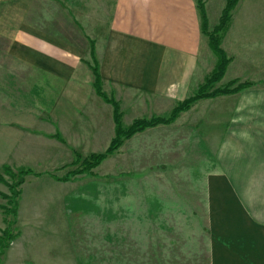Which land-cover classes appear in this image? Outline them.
<instances>
[{
    "label": "crops",
    "instance_id": "crops-1",
    "mask_svg": "<svg viewBox=\"0 0 264 264\" xmlns=\"http://www.w3.org/2000/svg\"><path fill=\"white\" fill-rule=\"evenodd\" d=\"M0 9L3 54L14 62L4 65L9 81L35 95L40 91L52 109L35 122L41 125L38 130L26 131L34 142L28 137L7 142L10 128H0V149L2 144L15 167H27L33 159L52 169L63 167L66 163L56 160L61 148L74 157L107 149L115 131L113 108L95 93L93 67L106 96L135 118L167 117L214 68L205 62L196 0H0ZM249 24L245 16L231 19L222 43L230 63L216 87L233 81L252 86L199 100L173 123L125 141L156 134L149 141L159 168L188 178L180 183L201 185L203 204L183 210L209 221L231 217L225 220L227 229L209 224L210 264H264L263 36L259 23ZM9 134L16 135L15 128ZM34 146L36 153L31 152ZM43 180L48 193L68 184L50 175ZM168 210L179 215L182 208ZM150 211L141 208L147 231ZM24 221L26 233L37 227Z\"/></svg>",
    "mask_w": 264,
    "mask_h": 264
},
{
    "label": "rangeland",
    "instance_id": "rangeland-1",
    "mask_svg": "<svg viewBox=\"0 0 264 264\" xmlns=\"http://www.w3.org/2000/svg\"><path fill=\"white\" fill-rule=\"evenodd\" d=\"M201 1L210 31L218 23L225 0H219L220 4L224 1L222 7L217 0L208 1V5L204 3L206 0ZM231 15L232 19L245 16L250 27L253 22L259 23L264 58V0H239ZM250 29H247L249 33ZM202 36L203 49L208 53L205 62L214 67L216 57L210 49L206 50L208 40ZM4 43L0 39V128L6 131L10 128L9 133L15 128L16 135L6 134L7 142L18 139L26 142V137L34 142L26 131L28 128L38 130L41 125L35 122L45 119L43 117L52 109L40 91L35 95L32 89L9 81L10 73L5 71L4 65L14 62L3 54ZM245 83L252 86L251 82ZM240 84L244 83L233 81L220 88L215 85L214 89L231 90ZM101 92L106 95L102 86ZM106 97L118 104L123 127L143 119L135 118L137 115L133 113L129 115L113 97ZM31 115L35 118L31 119ZM153 117L163 118L144 119ZM155 136L148 132L125 142L113 157V154L108 156L99 168L93 169L91 175L83 173L86 164L91 163L87 162L91 154H79L80 158H75L71 151L64 153L61 148L56 160L66 163L63 167L52 169L39 165L38 159H33L27 167H15L1 144L0 249L3 245L7 247L0 264H210L213 249L210 226L225 229V220L231 217L215 216L209 221L208 216L191 215L183 210L203 204L199 199L201 185L180 183V179L188 181V178L175 177L172 171L159 168L157 152L150 151L149 139ZM31 152H38L37 148L31 147ZM5 166L9 171L3 170ZM19 170L33 173L24 177L21 185L18 184ZM49 175L55 182L67 177L68 184L55 186L56 190L48 193L43 179ZM15 201L18 209L12 215ZM145 206L151 209L149 231L144 227L147 216L141 215V208ZM172 208H182V211L176 215L168 210ZM157 209H160L159 215ZM24 220L37 224L33 232L26 233ZM33 242L36 247H30ZM23 247H27L26 253H22Z\"/></svg>",
    "mask_w": 264,
    "mask_h": 264
},
{
    "label": "trees",
    "instance_id": "trees-1",
    "mask_svg": "<svg viewBox=\"0 0 264 264\" xmlns=\"http://www.w3.org/2000/svg\"><path fill=\"white\" fill-rule=\"evenodd\" d=\"M239 0H225V6L220 14L218 23L216 26L209 31L206 16L204 12V6L201 0H196L197 9L200 16V28L201 33L207 37L208 40V47L212 51V53L216 57L215 66L211 72V74L204 80V82L198 87L197 91L186 100L178 103L170 112L167 117L158 118L153 117L150 119H138L133 121L129 126L123 127L122 126V115L119 111L118 104L113 101L112 99H108L106 95L101 92V80L98 74L96 67L92 68V72L94 75V89L97 96L103 99L104 102L110 104L113 108V121L115 125L114 136L107 147V149L103 153L99 154H91L89 156V161L91 163H87L85 170L83 173H90L93 169L97 168L108 156L114 154L122 144L131 138L132 136L141 133L149 128H154L159 125H168L173 123L176 118L182 113L191 108V106L199 101L204 100L206 98H214L216 96L226 95L238 92L244 88L250 86L249 83L240 84L236 89L226 90V89H214L215 85L223 78L225 70L230 63V58L227 57L223 49L221 48V42L223 36L229 29L231 24L232 15L231 12L237 5ZM214 89V90H213ZM75 158H80L79 154L74 153ZM4 171H9L8 167H3ZM20 172V179L19 185H21L24 181V177L28 175H33L30 170H19ZM59 182H66L69 181L67 177L62 179H56ZM20 192V191H19ZM18 192L17 197L20 195ZM17 203H14V209L11 211L12 215H15L17 209ZM3 209V208H2ZM7 245H3L2 249H0V257Z\"/></svg>",
    "mask_w": 264,
    "mask_h": 264
}]
</instances>
